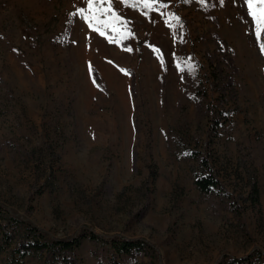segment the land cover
Returning <instances> with one entry per match:
<instances>
[{
    "label": "rangeland",
    "instance_id": "374dc122",
    "mask_svg": "<svg viewBox=\"0 0 264 264\" xmlns=\"http://www.w3.org/2000/svg\"><path fill=\"white\" fill-rule=\"evenodd\" d=\"M112 6L127 26L101 36L72 15L84 0H0V208L51 240L155 253L84 238L74 264H264V55L244 0ZM205 173L220 190L196 188Z\"/></svg>",
    "mask_w": 264,
    "mask_h": 264
},
{
    "label": "trees",
    "instance_id": "16d2710c",
    "mask_svg": "<svg viewBox=\"0 0 264 264\" xmlns=\"http://www.w3.org/2000/svg\"><path fill=\"white\" fill-rule=\"evenodd\" d=\"M212 66V64H210ZM213 70V79L217 82L221 80L219 78V70L216 71V68L211 67ZM96 72L91 70V75L95 83L98 85V81L95 77ZM200 161L205 162L204 158H200ZM194 184L196 188L202 193H215L220 190L219 181L212 176V173H205L203 176H198L194 180ZM250 198L254 201H258V190L256 184L253 183L250 189ZM18 230V236L15 235L14 229ZM87 238L88 241L97 243L103 241L104 243H109L110 247L114 250V252L119 256H134L136 254L143 256H154V251L152 247L149 246L146 242L138 239L130 240V239H122L119 242H107L106 240H102L100 235L96 233H90L89 235H77L71 239H49L46 233L35 226L33 223L27 220L18 219L17 215L4 211L0 208V254H4L8 251V247L10 245H15V250L9 251L8 257L14 258L16 255V259L21 261L23 258L28 255H41L43 253L53 254L54 262L51 264H64V262H68L67 258L63 257V253L72 254L73 250L78 247L82 239ZM241 261V260H240ZM69 264H74L72 262H68ZM67 263V264H68ZM230 264H238L239 261L229 262ZM0 264H14L10 260L7 263ZM110 264H123L117 262L116 260H111ZM246 264H254L250 261H247ZM255 264H262L260 260L255 262Z\"/></svg>",
    "mask_w": 264,
    "mask_h": 264
},
{
    "label": "snow or ice",
    "instance_id": "6c2138e0",
    "mask_svg": "<svg viewBox=\"0 0 264 264\" xmlns=\"http://www.w3.org/2000/svg\"><path fill=\"white\" fill-rule=\"evenodd\" d=\"M84 3L87 11L85 12V8H78L77 12L72 15L82 16L89 27L93 28L101 36H105V30L107 29L118 31L113 21L120 23L126 28L127 23L113 11L112 0H84ZM136 3L142 5L145 9H149L154 6L155 0H136ZM244 3L247 8V16L253 25V32L260 53L264 55V42H261L262 35H264V0H244ZM175 18L179 20V17ZM177 67L179 69L180 65L178 64Z\"/></svg>",
    "mask_w": 264,
    "mask_h": 264
},
{
    "label": "bare ground",
    "instance_id": "6f19581e",
    "mask_svg": "<svg viewBox=\"0 0 264 264\" xmlns=\"http://www.w3.org/2000/svg\"><path fill=\"white\" fill-rule=\"evenodd\" d=\"M116 80V79H115Z\"/></svg>",
    "mask_w": 264,
    "mask_h": 264
}]
</instances>
